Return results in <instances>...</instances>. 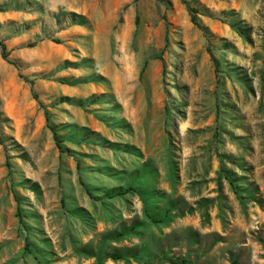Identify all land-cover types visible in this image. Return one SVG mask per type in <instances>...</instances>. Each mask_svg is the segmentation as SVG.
<instances>
[{"label":"rangeland","instance_id":"rangeland-1","mask_svg":"<svg viewBox=\"0 0 264 264\" xmlns=\"http://www.w3.org/2000/svg\"><path fill=\"white\" fill-rule=\"evenodd\" d=\"M0 41V264H264V0H0Z\"/></svg>","mask_w":264,"mask_h":264},{"label":"trees","instance_id":"trees-1","mask_svg":"<svg viewBox=\"0 0 264 264\" xmlns=\"http://www.w3.org/2000/svg\"><path fill=\"white\" fill-rule=\"evenodd\" d=\"M187 10H188L189 15H190V21H191V23H192L195 27L199 28L200 30H202V31L204 32L205 30L201 28V26H200V24H199V20H198V18H197V16H196V10L193 9V8H191V7H188V6H187ZM0 56H1V58H2L4 61L8 62L9 64H11V65L14 66V67H17L15 63L9 61V59H8V56H9V55H8V52H7L6 46H5V44H4L2 41H0ZM211 57H212L213 61H214L215 64H216V61H215L214 57H213V56H211ZM29 83H30V85H31V93H32V97H33L34 100H37V96H36V94H35V92H34V89H33V87H32V82L29 81ZM39 104H40V103H39ZM41 106H42V105H41ZM44 118H45V121H46L47 124H48V123H49V118H50V116H49V113L46 111V109H44ZM48 128H49V130H50V132H51L52 139H53V141H54L55 146L57 147V149H58L59 151L62 152V145H61V144H62V140H61V138L59 137L57 131L55 130V128H53V127H51V126H49V125H48ZM228 180H229V181H228V182H229V185H230V187H231L232 190H233V193H234L235 195L238 196V194H237V192H236V189H235V186H234L232 180H231L230 178H228ZM87 192H88V191H87ZM126 192H127L126 190H125V191H121L120 189H113V190H111L107 195L109 196V198H114V197L121 196V195L125 194ZM15 200H16V202H17V204H18V199L16 198ZM17 209H18V211H17V217H18V219H19V223H20L21 225H23L24 223H23L22 219L20 218L21 216H20V213H19V207H18ZM111 258H112L113 260H119V259H122L123 257H121V256L118 255V254H111ZM162 260L165 261V262L168 263V264H194V263L190 262L189 260H187L186 258H176V259H173V258H171V257H165V256H163ZM228 263H229V264H240V261H239L238 256H237V255H234V254H229V256H228Z\"/></svg>","mask_w":264,"mask_h":264}]
</instances>
